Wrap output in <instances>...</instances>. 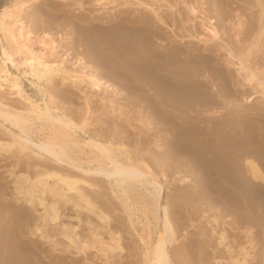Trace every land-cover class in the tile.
Returning <instances> with one entry per match:
<instances>
[{
	"label": "rangeland",
	"instance_id": "obj_1",
	"mask_svg": "<svg viewBox=\"0 0 264 264\" xmlns=\"http://www.w3.org/2000/svg\"><path fill=\"white\" fill-rule=\"evenodd\" d=\"M23 1L28 2L29 9H27L26 12L20 13V21L24 23L26 29L31 31L33 47L36 50H41L42 47L39 38L44 36L45 33L50 34L56 40L58 46L54 49L53 54L50 53L49 50L47 51V60L55 62L56 64H61L60 66L63 69L80 75V78H75V80L70 78L64 80V75L62 73L59 75V73L55 72L52 75L53 80L52 78L50 79L52 82L50 80L48 82V76L43 77L44 79L42 78V80L39 81L37 77L32 76L30 73L31 70L28 67L26 68L24 65H19L21 69H16V67H13L11 64L8 65L10 74H4L5 76H3V73L0 74L2 78V80H0V110L5 113L18 114L22 118L29 120V123L27 122V131L23 133L21 132L22 130H20L21 128L15 125L17 123L11 122L13 120L12 118L9 119L10 121L0 118V141L3 144L6 143L4 145L7 147L4 146L5 151L0 149V218L2 217L0 219V232L5 228L6 224L8 225V223L13 220L15 212L24 213L23 216H27L22 222L17 219V224L19 222L20 224L18 225L15 237L16 240L14 242L17 245L23 244L24 247L31 246L30 249L32 252L34 251V254L33 257L31 256L30 264H145L144 253L148 251V248L155 246L154 244L159 235V221H161V216L164 215L163 208L167 206L175 235L172 243L168 246V254L171 257L173 256V264H264V218L257 219V217H253V215H247L241 208L236 209L233 206L231 207L226 201L228 198L225 197V195L227 194L221 190L217 191L218 193L213 196L216 198L215 200L210 199L209 194L211 193H209L202 184L203 176L192 174L190 166L178 165L179 163L177 160H174L177 162L172 160L171 162L170 159L175 154L170 157L164 155L167 151V141L175 140V142H177L178 137L177 135L169 134L168 129H171L170 124L165 126L166 124L160 122L161 114L158 106L155 112H151L148 99L150 96L152 98L155 94V90L150 89L146 85V81L144 82L145 79L143 78L141 80L138 74L134 77L133 73H137L135 70L136 68L131 67V65L126 62L124 67L121 68L118 66V64L122 63L124 60L116 62L110 59L111 63L105 61L106 63L101 62L98 64L99 66L97 65L95 67V62L92 61L91 56L86 51L87 41H85L82 34V30L85 29L84 27H89L93 23L99 25V27H108V25L115 24V22L119 23L123 21L125 24L132 26L134 20H136L134 21L135 24H143V28L146 29L145 31L149 32L153 30V32L149 33L153 40L151 54L154 58H152L153 56L150 54L151 51H148L149 53H146V56L143 57L144 59H140V63L143 65L144 69L142 73L146 72L145 68L148 65L147 67H150L152 73L154 72L153 74L157 75L159 73V75H164L165 71L168 70L167 65H164L160 59L154 60L157 58L154 54L162 53L165 45L173 46L172 44H174L176 48L185 49L209 47L214 51L211 56L217 65L221 63L223 65L225 63V57L228 52L226 49L228 47L239 56L241 51L251 49L253 52L252 55H256V53L257 55H253L254 57L250 56L251 61H249V65L251 66L253 63L252 66L259 65V68L264 69V45H262V43L264 44V34L260 36L261 30H259L263 28L264 25V10H262L264 9V2L261 5H256L259 4L257 0H0V15L4 7H14L13 9H17ZM207 3L211 4L213 7H210L211 5L209 6ZM253 3L255 4L254 6ZM224 5L229 12L224 9ZM220 9L222 11H220ZM231 9H233V11ZM245 10H247V12L243 18ZM223 11L225 14H223ZM241 11L242 13H240ZM252 12H254L253 15L251 14ZM238 14L241 19L243 18L242 27L236 24ZM87 19L89 21H86ZM211 19L213 23L215 22L218 29H220V35L222 36L220 39L210 38L208 31H206L207 26L212 24L210 23ZM247 20L248 23L246 24ZM144 21L147 22V24ZM231 26H236L237 28L235 27L234 29ZM148 28L149 30H147ZM239 31L241 32L238 37L241 36V40L239 38L237 39L235 34ZM0 37L1 44L8 45L5 35L1 30ZM155 39H157L158 42ZM84 45L85 47H83ZM222 47H224L223 50ZM214 48L216 49L214 50ZM141 49L142 46L139 49L140 52ZM157 50L159 52H157ZM254 50H256L255 53ZM16 57V61L21 63L22 55H17ZM81 57L83 62L79 60ZM157 61H159V63ZM104 64L105 67L102 66ZM224 65L227 66L226 64ZM231 66H227L230 77L231 75H237L235 67ZM111 67L124 72L126 75L124 77L126 78H122L121 76L115 77L116 79H114V77L112 78L110 76V78L108 75L107 78L105 75L112 72ZM233 69L235 70L232 71ZM23 71L25 72L23 73ZM99 72L101 73L99 74ZM126 72L128 74H126ZM262 74H264V70ZM92 75L101 79L99 87L92 85ZM237 76H235L234 79H236V77L238 79L241 77V81L240 79H230V82H233L230 86L234 91L240 89V87H238L240 85L237 84L244 82L242 75ZM14 78L18 79L21 89H14V87L11 86V88H9L7 86L9 84L7 83L9 82L8 79L12 81L11 79ZM200 78L204 79L205 76ZM176 79L178 80L180 77ZM262 79L264 82V75H262ZM192 80H195V83L197 82L195 78H192ZM105 81L114 84L115 87L109 86L108 83L105 84ZM254 83L256 86L246 84L249 88L245 89V91L242 90L245 94L240 91L241 89L238 90V96L241 93L242 95H251L252 97L257 95L255 101L252 103L244 102L243 106L251 108V110H256L257 108L256 112L258 113L260 112L258 108L264 106V95L259 92L256 93V91H258L257 88L259 91L263 89L259 86L257 87L256 80ZM124 84L125 87L130 85L129 87L127 86L128 88H125ZM116 87H118L117 90ZM132 87L136 89L133 90ZM128 89H130V91ZM133 92L135 96L137 95L138 97H135ZM229 98H219V104L212 106L215 110L220 109V114H218L220 118L222 116L228 118L232 112V102L238 99V102L240 101L241 103L240 98H242V96L236 98V95H233ZM111 103L115 104V112L111 111V107L109 108ZM32 105L37 107L38 110L34 111L33 107H31ZM192 109L190 115L195 116L198 115V113L200 114L197 110L198 107L194 108L195 110ZM41 111L45 113L42 114ZM257 113L253 114L252 116L254 117L251 119L255 120L257 123H262V118L258 116ZM217 118L219 117H216V119ZM235 118L232 121H234V124H238L239 116ZM156 119H158L160 123L157 122ZM246 121L248 122L249 120H245L243 123ZM191 122L197 124V120L191 118L188 119L182 127L187 126V123ZM201 124L202 128L209 125L204 123ZM157 126H159V128ZM206 129L209 130L208 127ZM193 135L197 136L199 134L196 133ZM20 136L24 139L18 138ZM189 137H191L190 140H198V138H194L192 135H189ZM182 138H187V136H183ZM47 140H52L57 143V146L52 147V150H54L53 153L55 154H50L48 151L39 149V145L42 142H44V144L48 143ZM95 141H97V145L94 143ZM162 141H165V144L164 142L162 143ZM98 142L110 148V152L107 154L112 159L116 158L122 162L134 159L136 163L141 165L144 164V166L148 167L145 168L149 169L154 176L157 175L158 178L156 177V180L159 184H150V180L147 179L148 182L146 181L147 183H145V185L133 181L132 183H123L119 186L115 181V177L107 178L98 175V178L97 175L94 177V174L91 172V174L89 172L86 173V168L94 169L102 164L105 166L112 164L111 161L108 160L109 158L107 155L100 152ZM8 144L11 145V149ZM23 146H26V148H23ZM53 155H56L55 157L59 156L60 158L65 157L66 161L64 162L66 164L58 161L57 158L55 159ZM224 157H226V154ZM56 160L57 162H55ZM183 160L185 161V159ZM141 161L144 162L142 163ZM179 161H182V158H179ZM237 161L239 162L240 171L242 172L241 175H243L247 181L251 183H264V180L261 178H254L252 176L249 163L247 164L242 158H237ZM167 164L169 165L168 167ZM74 165L76 167H74ZM48 166H51V168ZM77 167H79V169ZM47 168L57 170L61 174L65 173L63 175L75 173L79 176L83 175L81 177H86V179L89 177V183L95 186L92 185L93 187H91L89 183L87 185L85 184V186H81L84 187L86 193L90 196L92 195L91 198L97 206L96 211H102L109 215L111 221L108 220V225L101 224L102 222L99 221L96 214L88 213L86 210L78 208L73 204V200L69 197L72 194L70 192H66L67 199L59 200V202L57 201L58 217L53 220L49 217L46 222H44L41 217L45 208L44 204L41 205L37 203V201L43 197L45 198V203L49 204L56 199L52 198L55 197L53 196L54 194H52V196L51 192L41 194L39 192L40 189L37 188L34 190V196L30 193L24 197V201H17V197L14 196L16 195V191L13 184L14 181L17 180V176H20L22 173L26 175L27 173L28 175L26 176L30 177L31 180L26 183L25 186L29 187L32 180L35 178L34 175L37 176L38 174L36 173L41 172V170L42 172L43 170H48ZM82 169L84 172H82ZM158 174H163V177L161 175L160 177ZM181 175H184V177L188 179L182 181L184 177ZM92 178L94 179L93 182L91 181ZM49 180L50 183L53 182V179L52 182L51 179ZM58 186L56 187L57 189L59 188ZM90 187L91 189H89ZM237 187L238 188L235 189L239 195L241 193V195L248 194L244 191V188ZM192 190H194V192ZM152 191H155V196L157 194V200L153 197ZM157 191H159V193H157ZM253 193L254 194L251 193L252 196H257L254 190ZM31 199L35 201L31 203ZM258 199L259 197L254 206V211L261 213L260 208L264 209V205L262 204L264 199L263 201ZM60 201L63 202L61 203ZM99 204L106 207H100ZM107 208L109 209L108 212ZM212 219H216V223L213 225L210 224ZM89 223L91 224L89 225ZM23 224L24 226H22ZM36 225L42 228V230L34 231L33 233L28 231V229H33ZM91 225L96 226L94 227L96 229L91 227ZM247 225H251L254 231V239L255 241L257 240V246L255 250L252 251L251 244L247 241L246 230L244 229L248 227ZM90 228L92 232L89 231L91 230ZM214 229L216 230L214 231ZM222 232L225 233L226 240L223 244L219 245V242L216 241H219L218 237ZM41 233L44 234V237L41 236ZM115 233L117 235L119 234L118 237L121 236V243L124 247L123 252L117 250L112 252L101 251L98 246L99 244L95 241L100 238L107 241L110 236ZM17 234H20L21 237ZM69 237L73 239L76 237V240H70L68 239ZM6 241L3 238L0 239V253H3V257H7V260L11 256V259H15L14 261L10 259L11 262L9 261V263H21L22 257L19 255V245L18 247L15 245L13 246V241L11 240L6 244ZM92 242L95 243L93 244ZM193 242L195 245L191 246ZM225 243L226 245H224ZM87 245L89 246L87 247ZM33 246L35 247L33 248ZM225 246H227V249ZM7 247L9 248L8 250ZM81 247L85 248L81 249ZM231 249H233V253H230ZM241 249H243L244 252H254L255 255L252 256V258L249 257L251 260L248 258L245 262L240 259L242 256L239 250ZM227 250L230 252L228 253ZM235 255H237V257ZM33 260H36V263H34L35 261ZM139 261H141V263Z\"/></svg>",
	"mask_w": 264,
	"mask_h": 264
},
{
	"label": "bare ground",
	"instance_id": "obj_2",
	"mask_svg": "<svg viewBox=\"0 0 264 264\" xmlns=\"http://www.w3.org/2000/svg\"><path fill=\"white\" fill-rule=\"evenodd\" d=\"M32 1H35V0H32ZM254 2H256V1H254ZM263 2H264V0H257V3H259V4H256V5H261V4H263ZM207 4H209V3H207ZM210 5L211 4H209V6ZM254 5L255 4L253 3V6ZM28 7H29L28 2L23 1L22 4L17 9H13L14 7L13 8L4 7V9L0 15V30L3 32V34L5 35V38L8 42V45H5L3 43L1 44V37H0V74L3 73V76H5L4 74H6V75L10 74L9 69H8L9 68L8 65L11 64L13 67H16V69L19 68V65H24V66H26V68L28 67L31 70L30 73L32 74V76L37 77V79L39 81H41L42 78L46 77V76H48V82L51 78L53 80L52 75L55 72L59 73V75H60V73H62L64 75L63 76L64 80H68L69 78L73 79V80H75V78H80V75H76L72 72H68L66 69H63L60 66L61 64H56L55 62H50L49 60H47V51L49 50L50 53L53 54L54 49H56L58 46V43L50 34L45 33L44 36L39 38L40 44L42 47V48L40 47L41 50H36L33 47L32 37H31L32 33L29 29H26L24 26V23L22 21H20V16H21L20 13H23L24 11L26 12V10L29 9ZM200 7H201V5H200ZM210 7H213V6L211 5ZM246 7H249V6H246ZM260 7H258V8H260ZM221 8H223V7H221ZM224 9H226V6L224 7ZM245 9H248V8H245ZM231 10L233 11V9H231ZM235 10H234V12H235ZM262 10H264V9H262ZM206 11H207V9H206ZM220 11H222V10L220 9ZM243 11H244V9H243ZM246 12H247V10H245V12L243 13V18L245 16ZM240 13H242V11ZM223 14H225L224 11H223ZM223 14H222V16H223ZM251 14L253 15L254 12H252ZM249 17H251V16H249ZM235 19H236V17H235ZM242 19L238 14L237 15V23H236L237 26L242 27ZM118 20H120V19H118ZM86 21H89V20L87 19ZM134 21H136V20H134ZM134 21H133L132 26H129L128 24H125L123 21H120L119 23L115 22V24H112L110 26L108 25V27H105V26L103 27L102 25H101L102 27H99V25H97L95 23H93L89 27H84L85 29L82 30V34L85 38V41H87V44L86 43L85 44L87 46V49L89 50L88 51L86 49V51L91 56L92 61L95 62L96 65H94V66L96 67L98 64H100L101 62L103 63L105 61L106 62L109 61V63H111L110 62V59H111V61L114 60L116 62L124 60L122 63H120L121 65L117 63L118 66H120L121 68L124 67L125 62L127 64L131 65V67L136 68L135 70L137 73H135V74L133 73L134 77H136L138 74V76L141 77V80L143 78L145 79L144 82L146 81V85L150 89L155 90V94L152 96V98L150 96L148 99L149 100L148 104H149V107H151V112H153V111L155 112L156 111L155 109L158 106L160 109V114H161L160 115V120H161L160 122L163 124H166L165 126L170 124L171 129H168L169 134L170 135H177V137H178L177 142H175V140L167 141V146L165 145L167 151H166V154H164V155L166 157H170L171 155L175 154L174 156L171 157L170 161L171 160L172 161L177 160L179 163L178 165L190 166V168H191L190 171L192 172V174H195V175L197 174V175L203 176L204 178L202 180L203 181L202 184H203L204 188H206L208 190V192L211 193V194H209L210 199L215 200L216 198L213 196H215V194L218 193L217 191L221 190L225 194H227V195H225V197L228 198V199H226V201L228 204L231 205V207L233 206L236 209L241 208L242 210H244V212L247 215H250V216L253 215V217H257V219L258 218L263 219L264 218V215H263L264 209L260 208L261 213H259L258 211H254V206L257 203L258 197H259V199H261V201H263V199H264V183H261V184L260 183H253V182L251 183L250 181H247L243 177V175H241L242 172L240 171L239 162L237 161V158H242L247 164L249 163L250 172H251L252 176L254 178H261L262 180H264V169H263V167H264V106L262 108L261 107L258 108V110L260 112L257 113L256 112L257 108H256V110H254V109L251 110V108L243 106L244 102L252 103L253 101H255L257 98V95L253 96V97L251 95H247V96L242 95V93H243L242 90L245 91V89L249 88V86L247 87L246 84L254 86L255 80L257 81V87L259 86V87H261V89H263L262 91H259V89L257 88L258 91H256V93L259 92L260 94L264 95V88H263L264 82L262 79V75H264V74H262V72L264 69L259 68L258 67L259 65L258 66H256V65L252 66L253 63L251 64V66L249 65V61H251L250 56L254 57L253 55H255V54L252 55L253 52L250 49V50H246V51H241L240 56H239V55H236V53H234V51L232 49H229V47L227 49L225 48L226 50H228V52H227L228 56L226 55L224 64H226L227 66H231V65L234 66L236 69L237 75L243 76L244 82L237 84V85H240L238 87H240V89H241V90L240 89H238V90L242 91V93L240 94L242 96V98H240L241 103H240V101L238 102V99L236 101L232 102V107H231L232 112H231L230 116L228 118L224 117V116H222L220 118V116H218V114H220V109L215 110V108L212 106H214L215 104L216 105L219 104V102H218L220 100L219 98H227L228 99L230 96H233V95L234 96L236 95V98L241 97L240 95L238 96V94H239L238 90L234 91L230 86L233 83V82L232 83L230 82V79L231 80H237L238 76L237 75H233V76L231 75V77H230V72H229V70H227L228 69L227 66H225L224 64L222 65V63L217 65V63L214 61L213 57L211 56L212 52H214V51L212 49H210L209 47L201 48V49L195 48V47H194L195 49L194 48L185 49V48H178V47L176 48V47H174V44H172L173 46L165 45L162 53L160 52V54H158V53L154 54L157 57L154 60L160 59L164 65H167L168 70H166L165 73L163 72L164 75H159V73L157 75L153 74L154 72L152 73V70L150 69V67L149 68L147 67L148 65L147 66L145 65L146 66V68H145L146 72L142 73V72H144V69H143V65L140 63V59H142L144 56H146V53H149L148 51H151L150 54L152 53V49H153V42L152 41L153 40H152L150 33L153 32V30L149 31L150 32L149 33L147 31H145L146 29L143 28L142 23H141L142 25H140L139 23L135 24ZM215 21H217V20H215ZM145 23L147 24V22H145ZM210 23H212V24L210 26H207V28H206L207 29L206 31H208L210 38L220 39L222 37L220 35V31H219L220 29H218V27L215 25V22L213 23L212 19H211ZM247 23H248V20H247L246 24ZM263 23H264V21H263ZM244 25H245V23H244ZM235 27H232V28L235 29ZM147 30H149V28ZM259 30H261L260 36L263 35L264 34V25H263V28H261ZM79 31H81V30H79ZM79 31H78V33H79ZM240 32L241 31L235 33L237 39L238 38L240 39V37H241V36L238 37ZM155 40L157 41V39H155ZM261 42H262V39H261ZM262 45H264V44L262 43ZM141 46H142V49L140 52L139 49ZM212 46H214V45H212ZM83 47H85V45ZM246 47H247V45H246ZM223 48L224 47H222V50H223ZM215 49L216 48H214V50ZM242 50H243V48H242ZM217 51H218V49H217ZM263 51H264V49H263ZM157 52H159V51L157 50ZM255 52H256V50H254V53ZM183 54H184V56H183ZM17 55L18 56L22 55L21 63H18L16 61ZM256 55H257V53H256ZM152 58H154V56ZM77 59H78V57H77ZM145 59H147V58H145ZM258 59H259V57H258ZM79 60H80V62H83L82 57L79 58ZM94 62H92V63H94ZM157 62L159 63V61H157ZM256 62H257V59H256ZM138 63H139V65H138ZM102 66L105 67V64ZM19 69H21V68H19ZM111 69H112L111 70L112 72L109 71L110 73L106 74L105 76L108 75L109 77L110 76L112 78L114 77V79H116L115 77H121L122 76V78H123L124 76H126L124 72H121L116 68L111 67ZM235 69H233L232 71H234ZM94 70H96V69H94ZM99 70H101V69H99ZM99 70H97V71H99ZM24 72L25 71H23V73ZM104 72H106V71H104ZM100 73L101 72H99V74ZM166 73H168V74H166ZM102 74H105V73H102ZM126 74H128V73L126 72ZM129 75H131V74H129ZM102 76H104V75H102ZM108 76H107V78H108ZM202 76L203 77L205 76V78L201 79L200 77H202ZM235 76H237L236 79H234ZM178 77H180V79L177 80L176 78H178ZM91 78L93 79L92 85L99 87L100 83H101V79L98 78L97 76L95 77L93 75L91 76ZM124 78H126V77H124ZM192 78L197 79V82L195 83V80L193 81ZM239 79L241 81V77ZM260 79H262V80H260ZM0 80H2V78ZM11 80L12 81H10L8 79L9 82H7V83H9L7 85L9 88L14 87V89L15 88L21 89V85L18 83V79L14 78ZM52 80H50V81L52 82ZM104 83L107 84L108 81H105ZM108 84H109V86L115 87V85L112 83H108ZM125 84H124V87H125ZM129 85H127V86L129 87ZM237 85H235V86H237ZM134 86H136V85H134ZM117 88L118 87H116V90H117ZM134 89H136V88L134 87L133 90ZM128 90L130 91V89H128ZM248 91H250V90H248ZM133 94L135 96L134 92H133ZM243 94H245V93H243ZM250 94H252V93H250ZM138 95H140V94H138ZM140 97H142V96H140ZM31 107H33L34 111L38 110V108L35 107L34 105H32ZM110 107H111V111H113V112L116 111L114 103H111L109 108ZM197 107H198L197 110L200 112V114L198 113V115H195V116L190 115L191 109L193 108L192 110H195L194 108H197ZM41 113L43 114L45 112L41 111ZM255 113H257L258 116H261L262 123L261 122L257 123V122H255V120L251 119L252 117H254L252 115ZM157 114H158V112H157ZM238 116L240 118V119L238 118L239 122H238V124H234V121H232V120ZM216 117H219L220 119L219 118L216 119ZM0 118L5 119L6 121L7 120L10 121L9 119L12 118L13 120L11 122L17 123L15 125L19 126L21 128L20 129V130H22L21 132L24 133L25 131H27V128H28L27 122L29 120L22 118L18 114H11L8 112L5 113V112L0 110ZM191 118L196 119L197 124H194L191 122V123H187V126L182 127L187 122V120L191 119ZM156 120H157V122H159L158 119H156ZM245 120H249V121L248 122L246 121L245 123H243V121H245ZM13 121H15V122H13ZM201 123L209 124L207 126L209 128V130L206 129L207 127H205V125H204L205 128H202ZM235 123H236V121H235ZM179 126H181V127H179ZM157 127L159 128V126H157ZM158 128H157V130H158ZM163 128H165V127H163ZM16 129H18V128H16ZM196 133L199 135L194 136L193 134H196ZM189 135H192L194 138H198V140L197 141L196 140H194V141L190 140L191 137H189ZM183 136H185V137L187 136V138H182ZM18 138H21V136ZM163 142L165 144V141H162V143ZM94 143L96 144L97 141H95ZM4 144H6V143H4ZM4 144L0 141V149L1 150H4V146H5ZM8 146H10V149H11V145L8 144ZM53 146H57V143L55 141L51 140V141H48V143H46V144H44V142H42L39 145V147H40L39 149L42 151L43 150L48 151L50 154H55V153H53L54 150H52ZM165 146H164V148H165ZM23 148H26V146H23ZM98 148L100 149V152H103V154L107 155V157L109 159L107 157L106 158L108 160H110L112 164L111 165L109 164L107 166L102 164L101 166L96 167L94 169H91V168L87 169L86 168L85 169L86 173L91 172L94 174V177H96L95 175H97V176L99 175L100 177L104 176L107 178L115 177V181L119 184V186H120V184H123V183L128 184L129 182L132 183L133 181L138 182L142 185H145V183L148 182L147 179L150 180L149 181L150 184L151 183L154 185L159 184L158 181L156 180L157 175L154 176V174L151 171H149V169H146L148 167L144 166V164L141 165V164L136 163L134 161L133 157H132L133 160L130 159L129 161L122 162L116 158L112 159L107 154L108 152H110V148H108L107 146L99 144V142H98ZM19 151H21V150H19ZM48 152H46V153H48ZM223 154L224 155L226 154V157H224ZM56 158L58 161H61L63 163H65L64 161H66L65 157H63L64 159L60 158L59 156L55 157V159ZM179 158H182V161H179ZM183 159H185V161ZM57 160L55 162H57ZM177 161H174V162H177ZM137 162H139V161H137ZM168 166L169 165L167 164V167ZM48 167L51 168V166H48ZM74 167H76V166L74 165ZM50 168L49 169L47 168L48 170H45V171L43 170V172L41 170V172L36 173L38 175L37 176L34 175L35 178L32 180V183L29 185V187L27 186L28 188L25 186V184L31 180L30 177L26 176L28 174L26 173V175H25L22 173L23 176H22V174L20 176H17V180L14 181V183H13L14 189L16 191V195H14V196L17 197V201H22L24 199V197L30 193H32L31 195L34 196V190L37 188L40 189L39 192L41 194L47 193V192H51V196H52V194H54L53 196H55V197H52V198H56V199H54V200L52 199L53 201L49 204L45 203V198H43V197L39 201H37V203H39L41 205L44 204L45 208H44V212L42 213L41 217L43 218V221L46 222L49 217H51L52 220L56 219L58 217L57 201L59 202V200L67 199L66 192H70L72 194L69 197L71 200H73V204H75L78 208H82L83 210H86V212H88V213L96 214L99 221L102 222L101 224L108 225L107 224L108 220L111 221L110 220L111 218L109 217V215H107L106 213H104L102 211H96L97 206L94 204L93 199L91 198L92 195L90 196L88 193H86L85 192L86 190L84 191V187L81 186V185L85 186V184L87 185L90 182L88 179L89 177H87V179H88L87 180L86 177H81L83 175L79 176V175H76L75 173H73V174H67L66 173L67 175H63L65 173L62 172L63 174H61V173H59V171L51 170ZM77 168L79 169V167H77ZM82 172H84V170ZM159 173H160V170H159ZM99 176H98V178H99ZM181 176L184 177V175H181ZM90 177H92V176H90ZM98 178H95V179H98ZM189 178H191V177H189ZM49 179H51V182L53 179V182L50 183ZM163 179H166V178H163ZM187 179H188L187 177H184L182 179V181H185ZM91 181L93 182L94 179L92 178ZM89 185L91 187H93L92 185H94V184L89 183ZM89 185H88V187H89ZM57 186L59 187L58 189L56 188ZM237 186L244 188V191L248 194L241 195L242 194L241 193L240 194L241 196H240L236 192L237 190L235 189V188H238ZM88 187H86V188H88ZM91 187L89 189H91ZM253 190L255 191V194L257 193V196L251 195V193L254 194ZM159 191H161V190H159ZM159 191H157V193H159ZM192 191L194 192V190H192ZM152 192L151 193H152L153 197H155L157 200L158 199L157 194L155 196V191H152ZM180 197H181V195H180ZM187 197H188V195H187ZM94 198H96V197H94ZM34 201L35 200L31 199L30 202L33 203ZM94 201H96V200H94ZM263 202H262V204L264 205ZM230 205H228V206H230ZM101 206L102 205H100V207ZM104 207H106V206H104ZM108 208H107V212L109 210ZM224 208H226V207H224ZM163 210H164V215L161 216V221L158 220L159 221V227H158L159 228V235L157 236L158 239L156 240V243L154 244L155 246L148 248V251H146L144 253L145 264H149V263L150 264H173V262H172L173 256L171 257L168 254V246H169V244L172 243L173 239L175 238L174 228H173L172 222L169 218L168 207L165 206L163 208ZM23 214L24 213L21 214V213L15 212V214L13 215V220H11L10 223L7 222L8 225L7 224H6V226L4 225L5 228L0 232V236H1L0 239L3 238L5 241L7 239L6 244H8L10 242L9 240H11V241H13V246L15 245L18 247V245H19V250H20L19 255L22 258H21V263L17 262L18 264H30L31 263L30 262L31 256L33 257V254H34V251L32 252L30 249L31 246L29 245L30 247H27V246L24 247L23 244L17 245L14 242L16 240L15 237H16L18 225L20 224V222H22L24 220V218L27 217V216L24 217ZM4 217H6V216H4ZM17 219H19V221H20L18 224H17V222H18ZM51 219H49V220H51ZM156 223H158V222H156ZM214 223H216V219H212V221L210 222V224H212V225ZM90 224L91 223H89V225ZM251 225H253V224H251ZM251 225L250 226L247 225L248 227L245 226L246 228H244V229L246 230L247 241L251 244V251H252V250H255V248L257 246V243H256L257 240L255 241V239H254V235H253L254 231H253ZM22 226H24V224ZM32 226H33V224H32ZM181 226H183V225H181ZM91 227L94 228L96 226L91 225ZM107 228H108V226H107ZM119 228H120V226H119ZM94 229H96V228H94ZM40 230H42V228H39L37 225L35 227H33V229H30V230L28 229V231L31 233H33L34 231H40ZM215 230L216 229H214V231ZM89 231L92 232V229ZM91 232H90V234H91ZM25 233H27V232H25ZM116 233L113 235L110 234L111 236L109 239L107 238L108 239L107 241H104L103 238H100V239L95 241L99 244L98 246H99V249L101 251H103V252L111 251L112 252V251L117 250L119 252L120 251L123 252L124 247L121 243V240H122L121 236L118 237L119 234L117 235ZM18 236L21 237L20 234ZM41 236L44 237V234L41 233ZM72 237H69L68 239L76 240V237H75V239H73ZM100 237H101V235H100ZM218 238H219V241H216V242H219V245L223 244L226 240L225 233L224 232L220 233V236ZM262 238H260V239H262ZM206 239H210V238H206ZM94 240H95V238H94ZM194 245H195V243L193 242L191 246H194ZM224 245H226V243ZM88 246L89 245H87V247ZM95 246H96V244H95ZM34 247L35 246H33V248ZM176 247H177V245H176ZM225 247L227 249V246H225ZM33 248H32V250H33ZM82 248H85V247H81V249ZM8 249L9 248L7 247V250ZM232 250L233 249L230 250L231 252L229 250H227V251H228V253L229 252L233 253ZM209 251H210V249H209ZM239 251L238 252L242 256L240 259L244 260L245 262L249 257L252 258V256L255 255L254 252H251V251L250 252L249 251L244 252L243 249H241ZM172 252H171V254H172ZM176 254H178V253H176ZM240 254H238V255H240ZM185 255H186V253H185ZM231 255H233V254H231ZM235 256L237 257V255H235ZM127 257H128V255H127ZM179 257H180V254H179ZM238 257H240V256H238ZM6 258L3 257V253H0V264H6V263L8 264L10 259L12 258V256L8 260ZM251 258H249V259L251 260ZM14 260H15L14 258L11 259V261H14ZM237 260H239V259H237ZM237 260H236V262H237ZM33 261H35L34 263H36V260H33ZM132 261H133V259H132ZM181 261H183V260H181ZM139 262L141 263V261H139ZM9 264H12V263H9Z\"/></svg>",
	"mask_w": 264,
	"mask_h": 264
}]
</instances>
